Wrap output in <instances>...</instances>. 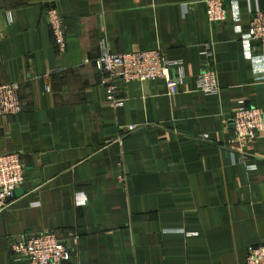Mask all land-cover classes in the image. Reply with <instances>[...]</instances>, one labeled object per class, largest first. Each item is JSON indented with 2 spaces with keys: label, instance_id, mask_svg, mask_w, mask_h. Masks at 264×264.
<instances>
[{
  "label": "crops",
  "instance_id": "obj_1",
  "mask_svg": "<svg viewBox=\"0 0 264 264\" xmlns=\"http://www.w3.org/2000/svg\"><path fill=\"white\" fill-rule=\"evenodd\" d=\"M205 1L0 0L13 14L0 84L21 85L23 106L0 118V155L21 154L26 175L0 215V264H30L11 241L46 231L71 247L69 264H245L264 244V138L239 142L232 126L239 103L264 110V50L249 38L264 0H225L214 26ZM102 41L182 61L180 92L116 80L113 106L94 65ZM208 45L217 95L197 90Z\"/></svg>",
  "mask_w": 264,
  "mask_h": 264
},
{
  "label": "built area",
  "instance_id": "obj_2",
  "mask_svg": "<svg viewBox=\"0 0 264 264\" xmlns=\"http://www.w3.org/2000/svg\"><path fill=\"white\" fill-rule=\"evenodd\" d=\"M207 17L211 25L226 21L228 13L225 0H206ZM49 22L61 51L66 48L65 24L54 6L47 8ZM13 22L10 11L0 12V39L4 24ZM249 38L264 50V11L257 10L250 21ZM100 54L94 61L95 68L104 75L107 86L108 102L115 107H122L123 100L116 97V80L125 83L138 82L143 85L162 84L168 95H176L185 80V67L182 61L170 60L161 50L113 53L107 42L100 43ZM204 55L206 63L197 82V90L206 95H217L220 91L218 76L214 65L213 47L208 45ZM50 91V89H48ZM23 110L22 88L18 83L0 84V118L19 115ZM232 126L239 142H252L264 138V110L247 107L239 103L232 116ZM202 140L213 142L209 135ZM243 161V159H242ZM249 168L254 169L253 166ZM26 182L25 167L21 154L5 153L0 155V215L13 203L16 192ZM187 235H194L187 233ZM11 252L17 260L30 264H69L73 252L69 245L53 232L37 235H25L11 241ZM245 264H264V244L248 250Z\"/></svg>",
  "mask_w": 264,
  "mask_h": 264
}]
</instances>
